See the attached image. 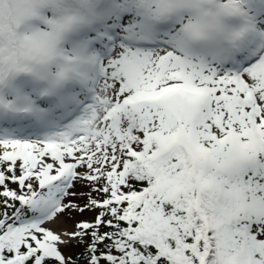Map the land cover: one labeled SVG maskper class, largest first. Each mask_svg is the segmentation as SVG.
Returning <instances> with one entry per match:
<instances>
[{"label": "snow or ice", "instance_id": "obj_1", "mask_svg": "<svg viewBox=\"0 0 264 264\" xmlns=\"http://www.w3.org/2000/svg\"><path fill=\"white\" fill-rule=\"evenodd\" d=\"M0 264H264V0H0Z\"/></svg>", "mask_w": 264, "mask_h": 264}, {"label": "trees", "instance_id": "obj_2", "mask_svg": "<svg viewBox=\"0 0 264 264\" xmlns=\"http://www.w3.org/2000/svg\"><path fill=\"white\" fill-rule=\"evenodd\" d=\"M72 251L75 253H79V252L83 251V249L82 248H73Z\"/></svg>", "mask_w": 264, "mask_h": 264}, {"label": "rangeland", "instance_id": "obj_3", "mask_svg": "<svg viewBox=\"0 0 264 264\" xmlns=\"http://www.w3.org/2000/svg\"><path fill=\"white\" fill-rule=\"evenodd\" d=\"M77 218H79V217H77Z\"/></svg>", "mask_w": 264, "mask_h": 264}]
</instances>
